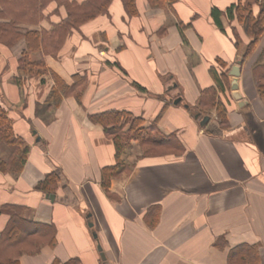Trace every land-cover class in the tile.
<instances>
[{
  "label": "crops",
  "instance_id": "0c3cea01",
  "mask_svg": "<svg viewBox=\"0 0 264 264\" xmlns=\"http://www.w3.org/2000/svg\"><path fill=\"white\" fill-rule=\"evenodd\" d=\"M236 2L178 0L168 14L137 0L130 17L113 0L107 14L69 35L57 57H45L68 85L87 78L81 103L64 97L54 109L45 105L55 86L50 72L26 79L22 94L13 81L25 41L0 44V104L30 147L17 177L0 171V237L18 215L43 226L14 244L19 264H264V99L252 76L264 35L244 58L243 25L223 15L221 29L212 17ZM60 14L30 28L49 29ZM211 68L228 71L229 88L218 92L225 127L215 110L197 109L202 91L217 87ZM178 97L186 106L174 103ZM112 110L178 144L145 156L132 141L123 157L130 169L107 191L102 171L116 164L115 146L90 116ZM10 156L0 141V160ZM52 172L57 190H37Z\"/></svg>",
  "mask_w": 264,
  "mask_h": 264
},
{
  "label": "trees",
  "instance_id": "16d2710c",
  "mask_svg": "<svg viewBox=\"0 0 264 264\" xmlns=\"http://www.w3.org/2000/svg\"><path fill=\"white\" fill-rule=\"evenodd\" d=\"M113 0H0V44L13 48L24 40L26 48L22 51L18 60L19 75L13 79L23 93L24 80L26 77H36L50 72L46 65L45 57H57L69 35L87 22L107 14ZM126 13L130 17L138 15L137 0H120ZM178 0H148L153 8L168 9L174 11V4ZM54 8L48 12V9ZM258 7V11L255 8ZM64 9L66 17L60 21L51 22L49 29H31L38 27L42 21L50 16L60 17V11ZM230 20H237L243 25L250 38L243 57L247 58L253 53L257 43L264 35V0H237V2L225 11L218 8L212 9V17L217 26L223 29L220 21L221 16ZM181 26H184L183 24ZM33 54L41 56L38 60H32ZM221 67L227 65L217 61ZM51 73V72H50ZM210 73L216 82V88L202 91L197 103L199 115L208 114L215 110L221 126L228 125L227 108L218 92L225 93L229 88L230 80L228 71L219 73L211 68ZM55 80V86L46 101L47 108H57L61 105L64 97L73 96L81 103L87 86L85 76L76 75L73 84L68 85L56 74L51 73ZM252 76L259 96L264 99V49L257 58ZM93 123L103 126L106 136L112 139L115 146L116 164L103 169V188H110L111 180L123 171L130 169L123 160L127 149L132 141H137L142 147L145 156H154L165 153L164 147L178 144L173 138L159 134L155 125L146 126L141 118L134 117L125 111L112 110L90 116ZM0 141L4 142L11 150L10 159L7 162L0 160V171L10 173L17 177L23 170L28 153L29 145L26 141L15 134L13 122L7 110L0 104ZM60 181L57 173L46 175L36 189L45 193H54ZM43 226L27 222L19 215L10 219L9 225L0 237V264H19L14 257V244L20 245L24 240L25 230L27 235H38ZM52 238V244H54ZM40 250L36 247L35 251ZM23 253L22 250L18 256ZM13 255V256H12ZM232 257V254H231ZM66 264H78L77 259L70 260Z\"/></svg>",
  "mask_w": 264,
  "mask_h": 264
},
{
  "label": "water",
  "instance_id": "95a60500",
  "mask_svg": "<svg viewBox=\"0 0 264 264\" xmlns=\"http://www.w3.org/2000/svg\"><path fill=\"white\" fill-rule=\"evenodd\" d=\"M234 71H235V72H234V75L238 76V70H237V68L234 69ZM235 83H236V82L234 81V82H233L234 89H236V86H235L236 84H235ZM180 102H181V97H180V98L178 97V98H176V99L174 100V103H175V104H178V103H180ZM206 120H208V117H206V118L204 119V121H206ZM50 198H51V200H53V199H54V196L51 195ZM95 236H96V235H95ZM99 248L101 249V247H99Z\"/></svg>",
  "mask_w": 264,
  "mask_h": 264
},
{
  "label": "rangeland",
  "instance_id": "374dc122",
  "mask_svg": "<svg viewBox=\"0 0 264 264\" xmlns=\"http://www.w3.org/2000/svg\"><path fill=\"white\" fill-rule=\"evenodd\" d=\"M167 12H168V14H170V11L168 10V9H165ZM16 46V45H15ZM14 46V47H15ZM13 47V48H14ZM11 49V48H10ZM41 58V56L39 55V54H33L32 55V57H31V59L32 60H38V59H40ZM18 75H19V73H18ZM17 75V76H18ZM31 78H33V77H26V79H31ZM26 79L24 80V81H26ZM172 96V95H171ZM180 98V97H179ZM181 103L184 105V106H186V104L182 101V99H181ZM180 104V103H179Z\"/></svg>",
  "mask_w": 264,
  "mask_h": 264
}]
</instances>
